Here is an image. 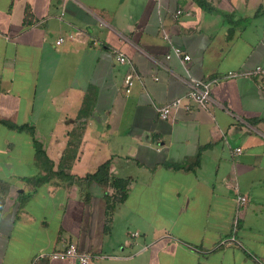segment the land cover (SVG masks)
Wrapping results in <instances>:
<instances>
[{"label": "crops", "instance_id": "obj_1", "mask_svg": "<svg viewBox=\"0 0 264 264\" xmlns=\"http://www.w3.org/2000/svg\"><path fill=\"white\" fill-rule=\"evenodd\" d=\"M173 47L191 60L167 58ZM258 66L264 0H0V264H77L49 257L69 243L92 264H261ZM191 79L215 81L211 105L186 97ZM176 98L190 109L161 119ZM21 124L55 171L111 160L127 197L96 182L36 188L26 178L46 172Z\"/></svg>", "mask_w": 264, "mask_h": 264}, {"label": "built area", "instance_id": "obj_2", "mask_svg": "<svg viewBox=\"0 0 264 264\" xmlns=\"http://www.w3.org/2000/svg\"><path fill=\"white\" fill-rule=\"evenodd\" d=\"M182 10L178 11V14L181 13ZM64 42V38L61 37L57 40V45H61ZM172 54L180 57L183 63H187L191 60V56L187 54L182 48L180 47H173L171 53L167 54V58H170ZM117 60L120 63L128 62L127 57L123 53H119L117 55ZM264 72L261 66H258L255 70V73ZM238 72H229L227 76H237ZM215 81H205V80H198V79H191L189 83V90L186 95L187 98L190 100H194L198 104L203 107H208L212 103V95H211V88ZM126 92L131 93L132 86L134 85L133 74L129 73L126 77ZM180 107H185L186 109H190V105L183 102V98H176L164 105L157 107L158 116L163 120H168L175 110ZM240 151V148H238ZM239 201L242 205L246 202V197H239ZM134 235V234H133ZM138 235V232L135 233ZM47 256V255H43ZM51 259L57 260H68L73 261L78 264H92L93 256L88 252L81 251L76 243H69L66 247L62 248L61 250L53 251L49 254ZM261 264H264V260L261 261Z\"/></svg>", "mask_w": 264, "mask_h": 264}, {"label": "trees", "instance_id": "obj_3", "mask_svg": "<svg viewBox=\"0 0 264 264\" xmlns=\"http://www.w3.org/2000/svg\"><path fill=\"white\" fill-rule=\"evenodd\" d=\"M15 129L19 132L28 131L31 134V136L33 137V143L36 150L37 164L46 172L45 174L41 173L31 178H26L30 183L35 185L36 188L42 186L45 183L51 182L54 179H57L64 183H68L70 185L73 184L81 185V183L84 182L86 183L96 182L98 184H101L102 186L111 185L113 188L118 190V194L116 198H114L115 201L118 200L121 201L127 197L128 195L127 185L129 182H127L126 179L118 178L117 176H114L110 172L111 160L106 161L105 163L99 166L96 172L89 173L85 177L73 176L65 173L64 171H55L54 170L55 163L53 160L49 158L45 149L43 148V145L36 138L34 126L32 124H21V125H16ZM31 194H33V192H31ZM107 200L109 203L107 207L110 210L113 205L110 204L111 200L108 198V195H107Z\"/></svg>", "mask_w": 264, "mask_h": 264}, {"label": "rangeland", "instance_id": "obj_4", "mask_svg": "<svg viewBox=\"0 0 264 264\" xmlns=\"http://www.w3.org/2000/svg\"><path fill=\"white\" fill-rule=\"evenodd\" d=\"M24 133H28V134H30L28 131H24ZM31 135V134H30Z\"/></svg>", "mask_w": 264, "mask_h": 264}]
</instances>
